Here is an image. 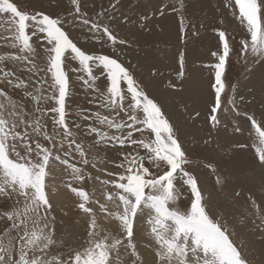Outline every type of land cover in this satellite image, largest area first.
<instances>
[{"label":"snow or ice","instance_id":"1","mask_svg":"<svg viewBox=\"0 0 264 264\" xmlns=\"http://www.w3.org/2000/svg\"><path fill=\"white\" fill-rule=\"evenodd\" d=\"M88 2L70 0L71 7L62 9L66 15L61 16L59 12H46L42 8L22 9L14 0H0V14L8 17L3 36L7 51L0 55L3 62L0 66V198L4 209L0 219L5 220L0 234V264H120L122 249L130 250L129 259L123 264H250L230 238L228 225L222 222L224 218L217 219L208 210L199 177L188 168L189 149L180 139V129L171 122L163 104L149 93L148 85L120 60L122 50L117 46L129 41L118 39L112 26L132 24L133 34L136 26L141 34L151 32L153 18L157 13L163 17L165 10L156 8L149 13L152 0H136L132 11L139 15L129 16L123 9L132 0H108V7L97 12L93 19L86 10ZM178 4L172 7L180 16V39L184 42L196 32L189 30L184 22L185 0H178ZM234 5L247 29L238 56L246 65L251 58L253 64L264 68V0H234ZM230 6L232 0H227L225 7ZM101 18L108 23H102ZM77 21L88 26L90 32L106 36L113 52L89 54L78 47L65 28ZM226 32V29L218 31L222 47L212 53L216 62L212 65L214 102L209 123L217 135L221 125L217 113L226 89L230 54L234 51ZM40 40L45 41L42 46ZM45 54L47 62L41 67L39 61ZM73 61L78 62L79 68L71 67ZM12 64L17 67H11ZM70 72L85 74L77 79L83 80V86L94 94L90 102H99L106 110L107 114L81 111L79 115L84 121L92 122L86 127L87 134L92 136L88 147L116 149L121 157L116 165L118 171H106L107 179L92 175L91 169L101 171L96 157L92 155L89 159L91 154L77 141L69 123L73 115ZM177 76L180 82L169 78V88L183 89L186 83L184 52L179 53ZM100 77L103 80L97 83ZM17 90H24V96L35 102L34 113H39L38 116L24 103L16 102L13 97ZM44 101L54 104L41 108L39 105ZM228 103L233 105L231 111L241 114L234 101ZM243 115L256 134L253 166L264 174V112L258 114L259 119L247 111ZM45 117L53 126L51 133L43 122ZM241 130L240 126L234 128L235 132ZM77 158L82 166L70 162ZM208 166L216 174V184L227 191V177L218 172L223 162L209 161ZM57 169L61 175L69 172L70 180L78 185L100 180L102 185L110 186L106 195L101 193L104 201L101 202V199L93 200L82 186L66 184L69 192L78 198L73 203L84 224L81 242L76 245L60 239L57 229L53 204L57 193L50 179L55 178ZM187 191L191 194L190 208L181 210L176 206L177 201ZM260 210L264 213V205ZM97 212L103 213L109 223H101ZM144 223L147 224L144 242L151 249V261L142 255L141 241L136 240L137 230Z\"/></svg>","mask_w":264,"mask_h":264},{"label":"rangeland","instance_id":"2","mask_svg":"<svg viewBox=\"0 0 264 264\" xmlns=\"http://www.w3.org/2000/svg\"><path fill=\"white\" fill-rule=\"evenodd\" d=\"M14 2L18 3L22 9L31 11L33 8H42L46 12H59L61 16L66 15L62 9L71 7L70 0H60V7H57V0H14ZM226 3L227 0H185L184 22L189 30L196 32V35L190 39L186 38L184 42L180 39V16L173 11L172 7L173 4L179 6L178 0H152L148 9L149 13L156 8H162L165 10V15L163 17L159 16V13L155 15L151 32L145 31L141 34L139 26H136L135 34H133L132 24L112 26V30L118 39L123 38L129 41L128 44L117 46L122 50L120 60L138 79L148 85L149 93L163 104L164 111L171 117V122L180 129V139L184 147L189 149L191 163L188 168L194 170V174L199 177L204 189V200L209 205L208 210L215 218H224L222 222L228 225L230 238L242 250V254L250 264H264V213L260 210L264 205V199H262L264 198V174L253 166L256 134L251 128V122L243 115L247 111L249 114H256L259 119L258 114L264 112V68L253 64L251 58L246 65L238 56L241 41L246 35V24L241 23L239 10L235 8L234 0L230 7H225ZM135 6L136 0H132V3L127 4L123 11L129 16H138V12L132 11ZM107 7L108 0H94V2L89 0L86 10L90 17L95 19L96 13ZM7 20L8 17L5 14H0V55L7 51L3 41ZM101 21L108 23L103 18ZM193 25H195L194 28ZM65 28L70 34V39L89 54L113 52V45L107 41L106 36L90 32L88 26H83L79 21L72 25H65ZM225 29L234 51L230 54L226 89L221 96V109L217 113L221 119L220 133L217 135L216 130L212 129L209 123L210 109L214 102V89L211 86L214 82L212 65L216 62L212 53L222 47L218 39V31ZM33 40L35 41V38ZM38 43L42 46L45 41L40 40ZM40 51L43 52L42 47ZM180 52L185 53L186 83L183 89H172L168 87L169 78L176 80L177 83L180 82L177 76ZM46 62L45 54L39 61L40 66L44 67ZM2 63L0 62V66ZM11 67L17 66L12 64ZM71 67L79 68L78 62L73 61ZM17 71L19 72L20 69L17 68ZM154 72L156 75H153ZM83 75L85 74L82 72L69 73L70 106L73 113L69 123L76 133L77 141L82 142L86 151L91 154L89 159H92V155L96 157L97 166L101 171L97 173L96 169H91L92 175H99L103 180L108 178L106 171H118L116 165L121 157L116 149L88 147L92 143V136L87 134L86 127L92 122L84 121L79 113L81 111L107 113L99 106V102H90L94 99V94L91 89L83 86V80L77 79V76ZM100 80H103V77H100L97 83ZM13 98L17 103H24L26 108L34 113L36 104L30 97L24 96V90H17ZM229 100L234 101L241 112L240 115L231 111L233 105L228 103ZM53 104L54 101H44L39 106L46 108ZM34 114L39 115V113ZM43 122L48 124L47 130L51 133L53 130L51 122L47 117ZM77 124L81 127L76 128ZM237 126L241 127L240 132L234 131ZM41 142H44L42 138ZM240 144H245L247 147L241 148ZM62 152L63 150L61 154ZM217 160L222 161L224 165L218 169V172L222 177H227L229 184L227 191H222L216 184V174L208 166L209 161ZM70 162L82 166L78 158ZM88 167L90 168V165ZM50 179L53 180L54 191L57 193L53 197V204L60 239L73 245L79 244L80 234L84 229L82 214H78L79 210L73 203L78 198L69 192L66 184L72 182L74 186H82L93 200L101 199V202H104L101 193L106 195L110 186L102 185L100 180L94 182L89 180L78 185L70 180L69 172L61 175L59 169L55 178L50 177ZM190 195V191L183 192L176 206L181 210L189 209ZM62 198L71 203L77 215L72 216L69 209L59 207ZM2 205L3 199L0 198V214L4 210ZM96 207L98 208V205ZM97 217L101 223H109L103 213L97 212ZM4 228L5 220L0 219V234L3 233ZM146 229V223L140 226L136 240L140 239L144 242L147 239ZM106 231L111 232V229ZM112 235L115 233L112 232ZM144 244L143 248L151 255L150 247L145 242ZM129 254L130 250H121L120 264L127 261L126 257H129Z\"/></svg>","mask_w":264,"mask_h":264},{"label":"bare ground","instance_id":"3","mask_svg":"<svg viewBox=\"0 0 264 264\" xmlns=\"http://www.w3.org/2000/svg\"><path fill=\"white\" fill-rule=\"evenodd\" d=\"M204 184H205V182H204ZM203 184V185H204ZM206 189V188H205ZM67 202V203H66ZM59 207L61 208V209H69V213H70V215H72V216H75V215H77V213L73 210V208H72V206H71V203H69V201H64V199L62 198V200H61V202H60V204H59ZM139 241H141L140 239H138ZM140 243H142V245L140 244L139 245V250L142 252V255L147 259V260H149V261H151L152 260V256L145 250V248H143V246H145V244H144V242H140ZM127 258V260L129 259V257H126Z\"/></svg>","mask_w":264,"mask_h":264}]
</instances>
